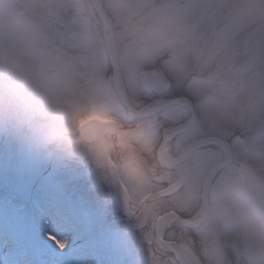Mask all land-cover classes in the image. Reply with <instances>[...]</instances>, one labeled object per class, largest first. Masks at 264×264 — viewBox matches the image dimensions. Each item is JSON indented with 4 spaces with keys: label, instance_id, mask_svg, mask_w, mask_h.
<instances>
[{
    "label": "clouds",
    "instance_id": "obj_1",
    "mask_svg": "<svg viewBox=\"0 0 264 264\" xmlns=\"http://www.w3.org/2000/svg\"><path fill=\"white\" fill-rule=\"evenodd\" d=\"M0 136L89 167L144 264H264V0H0Z\"/></svg>",
    "mask_w": 264,
    "mask_h": 264
},
{
    "label": "rangeland",
    "instance_id": "obj_2",
    "mask_svg": "<svg viewBox=\"0 0 264 264\" xmlns=\"http://www.w3.org/2000/svg\"><path fill=\"white\" fill-rule=\"evenodd\" d=\"M114 206L89 167L0 136V264H144L135 223Z\"/></svg>",
    "mask_w": 264,
    "mask_h": 264
},
{
    "label": "flooded vegetation",
    "instance_id": "obj_3",
    "mask_svg": "<svg viewBox=\"0 0 264 264\" xmlns=\"http://www.w3.org/2000/svg\"><path fill=\"white\" fill-rule=\"evenodd\" d=\"M111 197H112V200H113V202L115 203V209H116V211L118 212V214H119V217L120 218H124V219H126V220H129V221H131V222H134V221H132L131 219H127V218H125V217H123L122 215H121V213H120V211H119V209H118V202L120 201L119 200V198H118V196L116 195V193L111 189Z\"/></svg>",
    "mask_w": 264,
    "mask_h": 264
},
{
    "label": "water",
    "instance_id": "obj_4",
    "mask_svg": "<svg viewBox=\"0 0 264 264\" xmlns=\"http://www.w3.org/2000/svg\"><path fill=\"white\" fill-rule=\"evenodd\" d=\"M118 204H119V210H120V212L122 213V215L124 216V217H126V218H129L127 215H126V213H125V211H124V209H123V207H122V205H121V203H120V201L118 202Z\"/></svg>",
    "mask_w": 264,
    "mask_h": 264
},
{
    "label": "snow or ice",
    "instance_id": "obj_5",
    "mask_svg": "<svg viewBox=\"0 0 264 264\" xmlns=\"http://www.w3.org/2000/svg\"><path fill=\"white\" fill-rule=\"evenodd\" d=\"M50 239H54L53 237H49ZM58 244H59V247H63V244H61V243H59V242H57Z\"/></svg>",
    "mask_w": 264,
    "mask_h": 264
}]
</instances>
